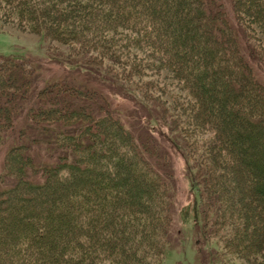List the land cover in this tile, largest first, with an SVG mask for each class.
Segmentation results:
<instances>
[{
  "label": "trees",
  "instance_id": "16d2710c",
  "mask_svg": "<svg viewBox=\"0 0 264 264\" xmlns=\"http://www.w3.org/2000/svg\"><path fill=\"white\" fill-rule=\"evenodd\" d=\"M0 1L12 2L14 9L23 7L31 31L43 32L45 37L61 43H78L84 50L83 63L95 66L90 78L105 88L108 86L97 79L101 77L97 68L106 72L101 66L104 60L115 65L123 61L122 53L134 57L135 50L142 48L150 54L157 52L160 61L149 58L150 65L158 69L160 63L177 81H183L178 95L186 89L190 98V116L173 114V108L156 102L157 98L150 101L155 103L157 117L163 122L170 118L172 125L174 121L178 123L176 137L184 152L191 156L193 183L201 189L198 209L203 234L216 232L223 249L230 253H237L238 246L251 257L261 253L264 247V84L258 83L249 71L234 29L219 8L220 0ZM229 3L244 39L253 33L247 25L249 21L264 30V0H230ZM89 18L94 23L88 26ZM88 29L94 33L86 37L84 33ZM117 32L123 39L120 42L112 41L107 35ZM259 50L256 45L245 49L250 57ZM88 52L94 54L89 56ZM4 64L8 73L20 72L23 65L10 57L1 58L0 66ZM111 73L116 76L121 72ZM16 81L11 85L15 90L7 91L8 85H0V100L5 94H17L3 107L9 111L0 112V129L6 127V131L27 106L28 94L23 98L25 82L19 77ZM32 82L33 79L26 82L28 91ZM62 84H58L59 90L68 91L59 96L60 105L67 111L59 120L65 117L67 122L50 137L56 146L64 141L61 146L71 148L74 161L66 160L69 154L62 155L65 162L49 169L57 171L56 176L46 174L35 186L27 184L26 187L25 180L16 182L11 189L15 197L11 200L6 197L9 191L0 189V264H99L103 256L79 249L84 244L99 242L117 250L115 264H161L166 250L177 246L169 193L173 184L158 171L161 168L169 172L166 155L157 149L154 152L157 158L150 157L148 151H152L150 148L155 143L145 129L138 127V133L142 131L139 136L129 129L126 132L120 118L111 115L97 101V93L89 94V89L86 93L84 89ZM68 87L82 92L89 101L73 104L75 99L67 95H73V88ZM50 92L51 88L46 86L42 92L45 99L37 101L45 113L41 116L46 119L51 116L48 114L56 112L49 106L55 100ZM111 92L119 93L116 89ZM70 105L75 109L71 110ZM167 111L172 117L165 116ZM102 119L106 122L100 126L101 136H98L93 129ZM53 125L59 126L57 122ZM207 127L209 136L202 138ZM117 136L132 143L131 152L120 146ZM87 138L90 144H86ZM2 139L0 133V143ZM88 149L90 154L86 153ZM80 161L91 168L86 188L82 187L84 178L80 182L79 177L71 174V171L89 173L86 166L77 164ZM32 163L25 159L21 165H15L14 172L26 173L23 166L32 169ZM58 178L62 181L68 178L69 183L60 185ZM47 182L50 188L44 191ZM119 183H125L126 192L116 189ZM33 188L43 192L37 194ZM113 206L136 209L124 216L122 220L127 225L117 237L110 236L108 230ZM212 259L202 251L196 256V264H209Z\"/></svg>",
  "mask_w": 264,
  "mask_h": 264
},
{
  "label": "rangeland",
  "instance_id": "374dc122",
  "mask_svg": "<svg viewBox=\"0 0 264 264\" xmlns=\"http://www.w3.org/2000/svg\"><path fill=\"white\" fill-rule=\"evenodd\" d=\"M229 2L230 0H220L219 8L225 13L227 24L234 29L236 41L241 49V53L245 55L249 71L258 83L264 84V30L260 29L257 23L252 21L251 25V21H249L247 25L249 27L251 26L253 33L244 39V33L238 30V24L235 22L234 13L232 14L234 10ZM14 7L15 5H13L12 2L0 1V60L3 57H10L23 65L21 66L20 72H18L19 70H13L9 73L4 68L5 64L0 66V85H8V88H6L7 91L15 90L11 85L17 82L16 80H18L19 77L22 82H25L24 91H26V93H23V98L26 99V95H28L26 99V109L24 106L20 115L18 114L16 117L13 127L7 131L5 130L6 127L0 129V133L3 135L2 142L0 143V189L9 191L6 197L10 198V200L15 197L11 189H13L12 186L15 185L16 182H23V180H25L26 187L27 184L35 186V183L41 182L44 176H56L58 172H55L54 169L49 170L51 166L53 167L54 165L60 164V162H65L62 155L72 154L71 148L61 146L65 143L64 141H62V143L59 139L56 140V142L58 141V143H61L56 146L55 142L53 143L50 137L53 135V131L56 133L57 130H61L60 125H62V123L65 124L67 122V119L65 121V117H63L62 121L59 120L67 111L61 107V99L59 96L65 95V90L67 89L62 88L59 90L58 87L60 86H58V84L63 83L62 85H64V83H68L80 90L84 89L82 90L83 92L88 93L86 89H89V94L93 92L97 93V101L104 106L105 110H110L111 115H117L120 118L126 127V132L130 130L134 135L139 136L142 131L138 133V127L142 126L152 142L155 143L152 145V148H150L152 151H148L150 157L157 158L156 154H154L157 149L161 150L166 155V168L169 172H164L161 168L158 171L162 173L164 177H167L169 182L173 184V190L169 193L171 195V205L174 210L175 220L173 221V234L177 237V246L173 249L168 248L166 250L161 264H196V256L202 251L208 254L211 259L214 257L209 264H264V247L261 253L252 257L250 253L247 255V253L241 252L243 248H239V246L237 247V253H230L223 249V243L219 240L216 232L211 231L206 235L203 234L198 209V193L201 189L200 187L197 188L193 183V169L190 164L191 156L189 157L187 153L184 152L181 146L182 143L178 137H176L178 123L174 121L172 125L170 118L169 121L163 122L161 118L157 117V109L154 106L155 103L150 101L152 98H157L158 101H156L157 99L155 101L159 102L161 105L166 104L169 105V107L171 106L174 110L172 111L173 114L175 112L179 114L180 112L182 116H190V98L186 93V89H183L182 94L178 95V91H180L179 84H183V81H177L166 67H160V63L158 69L150 65L149 58L159 60L160 56L157 52H152L150 54L146 48H142L141 50H135L137 53L134 57L122 53L121 57L123 61L120 60L119 63L115 65H109V62L104 60L101 66L105 68L104 70L106 72L103 73L97 68L101 76L100 79H97L108 86L105 88L104 86L97 85L95 81L90 78L92 77V70L95 66L91 63H83L81 56L84 50L81 49L78 43L76 44L71 41H64L61 43L60 41L45 37L43 32L35 33L31 31L29 29V22L27 23L26 19L28 15L25 14L23 7L22 9H14ZM32 19L34 20L33 15ZM93 23V19L91 18L86 22L88 26ZM92 33L94 32L88 29L84 34L86 37H89ZM119 34L118 32L116 34L107 33V35L112 37L111 40L116 42L123 40L119 37ZM126 41L127 40H124L125 43ZM248 45L249 48L250 46H259V53L253 54L252 52L250 57L249 52L246 53L245 51ZM93 54V52H88L89 56ZM132 64L133 66H131ZM143 67L147 68L146 71L143 70ZM29 71H31L32 74H29ZM111 72L121 73L120 75L113 76ZM29 79H33V82L28 91L26 88L29 87V83L26 84V82ZM46 86L51 88L50 96L55 99L52 103L48 104L52 106L51 108L53 111H56L53 114H48L52 116H48V119L42 117L44 110L39 109L40 107L37 106L39 103L37 101L45 99V94H42V92L45 90ZM149 86H151V88H149ZM74 87H71L73 88V95L67 93L70 99H75L73 104L77 102H88L89 97L86 98L85 94L74 90ZM156 87L162 88L160 91H156L154 90ZM71 88L68 87V89ZM115 89L119 91L118 94L111 92L115 91ZM16 91L18 90L16 89ZM143 91L145 94H142ZM15 95L17 94L9 93L3 95L1 97L2 100H0V108L9 105L11 103L10 99L13 100ZM70 107L71 110L75 109V106L70 105ZM77 109L81 110L80 108ZM3 111L7 112L9 110H0V112ZM24 112L26 114H24ZM68 113L72 114V112L70 113L69 111ZM169 115L172 114L167 111L165 116L172 117ZM54 122H57L59 126H54ZM105 122L106 121L103 119L99 120L96 127L93 129L97 130L98 136H101V133H99L100 126ZM208 128L209 127H207L206 131L203 129L204 131L201 134L202 138H207V136H209L210 131H208ZM57 137L62 139V135ZM118 138L119 143H121L120 146L125 147L126 151L129 150L131 152L132 143L128 140L124 141L117 136V139ZM89 141V139L86 140V144H90ZM114 142L117 141L114 140ZM90 152V149H88L86 153L90 154ZM72 155H70L69 158L67 157L66 160L68 162L74 159ZM75 158H77V156ZM25 159H29L30 162H33L32 166L34 167L30 169L31 167L24 165L23 168H25L27 172L16 174L14 172V168H16L15 165H21V162H25ZM82 162L83 161L77 162V164L86 166L87 168V165L82 164ZM156 168L158 167L156 166ZM87 170H89V173L85 171L76 174L71 171L73 176H76V178L79 177L80 182L85 179V181H83L84 184H82V187L85 188L88 187L91 176V168H87ZM85 174L88 175L85 177ZM75 180L76 179L73 177V182ZM57 181L60 185L69 183L68 178L65 181L58 178ZM124 184L125 183L121 185L119 183V185L115 187L119 192L124 193L127 189V186H124ZM49 188L50 184L47 182L44 191L49 190ZM32 190L37 194L43 192L40 188H33ZM1 196L4 197L5 195L1 194ZM120 208H115L114 206L111 208V210L113 209V216L108 230L112 237H117V233H121L123 231L122 229L126 228L127 224L122 220L124 216H129L136 211V209L132 207ZM79 249L86 253L88 251L91 253H98L97 257L103 256L99 264H115L116 255H114V253L117 250L115 248L109 249L105 243L99 242L93 245L92 243L89 245L84 244L80 246Z\"/></svg>",
  "mask_w": 264,
  "mask_h": 264
}]
</instances>
